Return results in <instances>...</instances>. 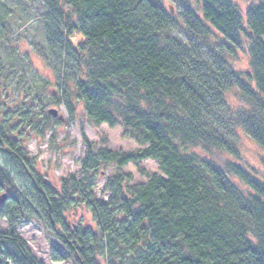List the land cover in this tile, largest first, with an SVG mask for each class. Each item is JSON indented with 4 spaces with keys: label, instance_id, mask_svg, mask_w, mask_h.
Wrapping results in <instances>:
<instances>
[{
    "label": "trees",
    "instance_id": "16d2710c",
    "mask_svg": "<svg viewBox=\"0 0 264 264\" xmlns=\"http://www.w3.org/2000/svg\"><path fill=\"white\" fill-rule=\"evenodd\" d=\"M42 1L58 22L47 42L49 67L55 71L54 58L76 71L77 80L70 79L91 124L120 125L143 147L97 151L83 140V167L117 168L105 183V201L94 199L93 184L74 176L48 182L27 164L25 146L12 135L17 122L39 129L37 95L23 88L18 108L6 116L1 99L18 70L0 61V149L10 150L31 183L29 197L14 193L0 202L8 224L0 231V264H42L16 231L29 221L23 211L63 246L50 243L53 261L264 264V167L242 163L238 135L243 129L264 151V1L243 15L233 0H188L182 18L163 0ZM9 16L0 5V42L11 34ZM240 50L248 55V70L235 67ZM232 93L245 102L232 104ZM193 148L229 156L221 164ZM145 159L155 160L161 174L145 173V182L128 184L132 176L120 168ZM8 177L0 169L1 187H9ZM79 203L94 214L96 231L68 222V208Z\"/></svg>",
    "mask_w": 264,
    "mask_h": 264
},
{
    "label": "rangeland",
    "instance_id": "374dc122",
    "mask_svg": "<svg viewBox=\"0 0 264 264\" xmlns=\"http://www.w3.org/2000/svg\"><path fill=\"white\" fill-rule=\"evenodd\" d=\"M233 1L244 15L249 5L264 0ZM187 2L188 0H163L164 6L168 10L171 9V13L179 18H182V5ZM0 5L2 12L10 15L7 19L11 28L9 37L0 42V61L4 65L12 64L15 70H18V73H13L15 80L12 87L6 91L4 99H1L6 116L18 108L23 99V88L37 95L33 120L38 122L39 129L33 125L24 126V123L22 125L17 122V117L10 119L12 123L17 122L16 131L12 135L23 143L27 157L31 158L26 160L27 164L30 163L50 183L58 184L62 179L74 176L76 180H81L84 186L93 184L94 199L105 201L110 194L105 183L109 177L117 173V168L113 163L99 166L92 163L93 167L87 169L90 166L89 162L86 167H83L87 151L83 140L90 142L97 151L107 148L128 153L143 146L124 135L120 125L109 127L106 123L98 126L91 124L82 110L81 102L76 98L74 81L70 79L73 76L77 80L76 71L70 65H64L54 59L53 55L51 60L55 62L53 63L56 69L53 71L49 67L46 60L49 58L51 48L47 42L58 22L56 18L49 15L48 8L42 0H0ZM61 7L66 12L70 10V7L62 2ZM261 39L264 42V36ZM238 55V58L233 60L235 67L248 70V55L242 50ZM229 99L234 105L240 101L245 102L235 93L230 94ZM50 108H56L58 116L54 117L49 114ZM48 115L53 119H46ZM238 135L242 163L263 169L264 151L243 129L238 130ZM8 150L7 147L0 149V169L9 174V187L0 186V196L6 194L8 198L5 200L11 199L10 195L14 193L29 197L30 178L17 162L12 161L10 150ZM193 150L221 164L229 156L222 150L206 151L200 148H193ZM95 158L91 156V159ZM138 168L144 172L141 173ZM120 171L131 174L132 178L127 182L128 184L145 182L148 179L145 173L161 174L157 162L153 159L143 160L139 167L128 163L121 167ZM125 185L126 183H123V188ZM36 209H39V206L33 204L32 210ZM68 213H70L68 222L91 231L97 230L94 214L85 204L79 203L68 208ZM22 215L29 221L19 224L16 231L26 241L31 254L39 262L42 264H76L72 258L65 261H53L50 258V243H56L60 248L63 246L45 229L41 220L36 219L37 216L33 214L34 217L29 219L27 211H23ZM7 229V222L0 218V231L4 232ZM97 260H102L100 253L97 254Z\"/></svg>",
    "mask_w": 264,
    "mask_h": 264
},
{
    "label": "water",
    "instance_id": "95a60500",
    "mask_svg": "<svg viewBox=\"0 0 264 264\" xmlns=\"http://www.w3.org/2000/svg\"><path fill=\"white\" fill-rule=\"evenodd\" d=\"M48 113L51 114L52 116L56 117L58 116V110L56 108H50L48 110ZM59 118H62L61 116H59ZM5 200V194H2L0 196V202H3Z\"/></svg>",
    "mask_w": 264,
    "mask_h": 264
}]
</instances>
